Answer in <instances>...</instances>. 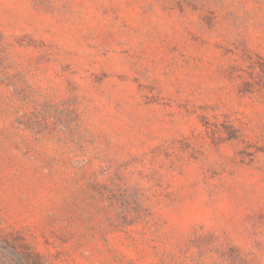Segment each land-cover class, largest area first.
Listing matches in <instances>:
<instances>
[{
  "label": "rangeland",
  "instance_id": "374dc122",
  "mask_svg": "<svg viewBox=\"0 0 264 264\" xmlns=\"http://www.w3.org/2000/svg\"><path fill=\"white\" fill-rule=\"evenodd\" d=\"M0 264H264V0H0Z\"/></svg>",
  "mask_w": 264,
  "mask_h": 264
}]
</instances>
